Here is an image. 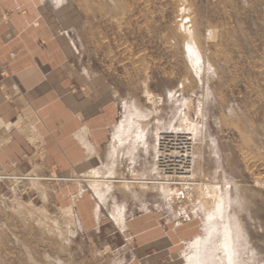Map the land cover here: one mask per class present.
I'll return each instance as SVG.
<instances>
[{"label": "rangeland", "instance_id": "374dc122", "mask_svg": "<svg viewBox=\"0 0 264 264\" xmlns=\"http://www.w3.org/2000/svg\"><path fill=\"white\" fill-rule=\"evenodd\" d=\"M62 2L57 29L71 44L77 70L105 85L116 101L112 130L136 115L152 151L159 127L178 125L184 112L200 121L203 161L196 176L230 193L231 217L244 234L237 264H264V0ZM184 32L197 37L198 64ZM130 142H117V172L130 177L133 167L149 175L152 152L140 147L132 156ZM36 175L0 171V264H128L127 214L142 210L179 228L180 264H187L188 243L204 233L207 210L196 197L168 201L157 189L119 184L100 196L89 183L72 182L77 174L50 172L39 181ZM84 195L94 205L85 220L76 211Z\"/></svg>", "mask_w": 264, "mask_h": 264}, {"label": "crops", "instance_id": "0c3cea01", "mask_svg": "<svg viewBox=\"0 0 264 264\" xmlns=\"http://www.w3.org/2000/svg\"><path fill=\"white\" fill-rule=\"evenodd\" d=\"M59 5L0 0V72L3 65L7 72L0 74V171L70 177L109 161L117 103L74 66L71 44L57 29ZM93 209L91 197L79 199V217L91 219ZM127 217L128 264H180L179 228L157 211Z\"/></svg>", "mask_w": 264, "mask_h": 264}, {"label": "bare ground", "instance_id": "6f19581e", "mask_svg": "<svg viewBox=\"0 0 264 264\" xmlns=\"http://www.w3.org/2000/svg\"><path fill=\"white\" fill-rule=\"evenodd\" d=\"M57 1L58 4L63 3V0ZM185 6L183 7L185 8ZM187 8L189 9L190 7ZM183 9L181 8V12L187 11V9ZM189 10L191 11V9ZM186 15L185 18L190 17ZM181 21V25H183L184 18ZM187 28L189 26L186 27V30ZM187 32H184L186 34V37L184 36L186 49L190 54L192 62L198 64L203 61L201 55L202 50H200L195 33L191 32L194 35H188L189 32L188 34ZM148 95L151 96L150 92H148ZM199 113L201 114V112ZM194 118L189 116L187 112H184L178 125L169 124L168 127L163 129L160 127L156 129L158 131L154 133L155 144L152 145V151H150L151 144L148 142L147 132L143 127V122L140 123V120L136 119V115L128 119H123L114 132V143H111L112 145L108 153L109 162L104 164V168H97L86 173L77 174L71 181L89 183L99 195V192L103 190L114 191L116 184H119L125 190H132L136 185L142 187V189H157L159 194L168 198V201L183 199L185 197L191 200L192 197H196L201 202V206L207 210L205 212L207 218L203 222L204 233L203 235L196 236L188 243V247L182 252V258L187 264H237L239 250L238 238H243V229L239 222L234 217H231L232 206L229 191L226 190L224 192L220 185L206 184V182H202L196 176V167H199V164L203 161V138H200V136L202 135L201 132H204V129L201 130L198 124L200 121L196 123ZM136 122H139L142 126H138L136 135L132 137L131 126ZM130 138V155L134 156V152L140 147L144 149L146 154L152 152L154 163L152 166H149V175L135 173L134 170H131L133 167L129 168L131 172L130 177L121 176L117 172L116 159L119 157L117 153L119 145L117 142L123 145L126 141H130ZM131 159L134 160V158ZM54 177L57 179L58 176L55 175ZM44 179L46 178L40 175H36L33 178V180L38 181ZM121 209L125 210V207L122 206ZM113 216L119 218L118 214Z\"/></svg>", "mask_w": 264, "mask_h": 264}, {"label": "built area", "instance_id": "2783aa9c", "mask_svg": "<svg viewBox=\"0 0 264 264\" xmlns=\"http://www.w3.org/2000/svg\"><path fill=\"white\" fill-rule=\"evenodd\" d=\"M7 72H6V65H3L2 66V71H1V75H5Z\"/></svg>", "mask_w": 264, "mask_h": 264}]
</instances>
